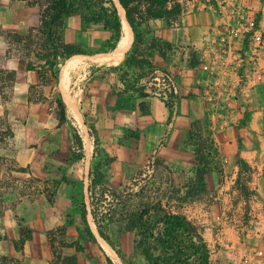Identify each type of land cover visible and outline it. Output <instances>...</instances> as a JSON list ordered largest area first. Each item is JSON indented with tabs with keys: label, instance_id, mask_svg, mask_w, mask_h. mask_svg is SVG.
<instances>
[{
	"label": "rangeland",
	"instance_id": "rangeland-1",
	"mask_svg": "<svg viewBox=\"0 0 264 264\" xmlns=\"http://www.w3.org/2000/svg\"><path fill=\"white\" fill-rule=\"evenodd\" d=\"M173 1L182 5V18L171 23L152 21L139 28L142 36L139 51L148 53L160 44L166 53L162 59L151 50L152 57L148 60L152 68L109 72L123 62L134 39L117 63L99 64L93 59L113 53L122 36L115 41L102 25L82 32L78 17L69 18L65 27L76 30V39L87 53L83 56L88 58L76 64L63 89L60 80L64 62H54L46 40L45 22L49 19H44L41 10L31 6L29 0H9L18 21L6 36L10 45L8 52L23 61V68L31 71L29 78L33 76V79L27 93L19 96L15 94V75L10 78L0 72L3 90L0 96V264H61L63 257L72 255L76 256L77 264H124L98 237L90 217L89 225L97 242L80 238L79 206L89 204L87 176L94 160L91 124L97 130L99 148L116 159L107 171L111 188L122 191L136 185L155 202H161L164 211L184 215L194 222L210 249V264H264V179L257 178L253 170L242 167L238 161L239 174H232L234 162L225 158L228 152H223L222 146L215 143L214 131L209 128V122L217 121L216 114L222 107L201 108L204 105L201 100L192 107L184 105L185 99L204 97L207 85L201 80L206 81L210 76L215 82L214 89L223 88L224 112L233 120L234 104L249 96L240 90L257 85L256 80L247 78L248 51L255 43L259 48L264 39V0ZM36 15L37 23L29 25ZM161 31H167L165 35L178 41L169 43L168 49L164 44L167 41L159 38ZM210 44L221 51L215 49L217 55L200 60L204 57L200 52ZM112 45H115L114 51ZM231 49L238 53L236 59L227 53ZM162 61L170 69L162 68ZM124 72L128 74L124 77L125 85L138 82L137 86H145L150 96L162 91V82L156 78L161 80L164 73L169 74L178 99L173 117H167L159 109L144 117L137 109L136 93L118 95L119 88H124L118 76ZM185 81L194 90L180 91L179 87L189 86ZM215 92L218 96L221 91ZM59 95L67 120L62 125L58 118ZM218 100L223 102L221 98ZM92 109H96L97 115L90 113ZM85 110L89 111L86 120ZM192 112L199 117L192 116ZM74 128L83 143L80 160L73 154ZM23 148L31 157L25 167H19L17 151ZM197 153L206 156L210 166L222 174H212L214 179L207 182L205 193L182 202L181 198L195 180ZM157 164L166 169L161 167L159 174H155ZM20 228L30 231V239L21 250H16L12 248L11 236L15 231L18 234ZM108 234L121 256L131 260L136 234H122L117 228H110ZM129 264L142 263L135 259Z\"/></svg>",
	"mask_w": 264,
	"mask_h": 264
},
{
	"label": "trees",
	"instance_id": "trees-1",
	"mask_svg": "<svg viewBox=\"0 0 264 264\" xmlns=\"http://www.w3.org/2000/svg\"><path fill=\"white\" fill-rule=\"evenodd\" d=\"M117 1L124 10L125 20L131 29L134 42L123 62L108 71L140 69L144 66L152 68L148 60L152 57L151 50L159 53L162 59H165L166 53L160 44H156L148 53L139 51L137 47L142 42L139 28L155 19L166 20L168 23L176 21L183 12L182 5L173 0ZM28 3L37 6L41 10V16L49 19L45 22L47 25L45 35L54 62L61 61L65 64L72 58H87L83 56L87 54L86 51L76 39V30L65 27L69 18L78 17L79 30L82 32L90 30L93 26L102 25L115 41L122 36V24L114 0H29ZM164 44L168 49L171 48L168 42ZM114 48L115 45H112L111 50ZM56 65L54 63V66ZM55 73L57 75L58 70ZM7 74L11 78L12 74ZM127 75V72H124L118 76L124 87L119 88L118 95H129L132 92L139 98L150 96L145 86H137L138 82L125 85L124 77ZM57 102L59 125H62L67 120L65 105L60 95ZM165 105L172 113V104ZM138 108L144 115L148 114L145 102H140ZM88 113V110L83 112L85 120ZM90 113L97 115L96 109H92ZM89 134L94 139V160L87 176L89 204L79 206V224L82 227L80 238L91 243L97 242L89 225L90 217L92 221L90 224H94L98 237L115 251L124 264L132 263L135 259L142 264H210V249L200 228L194 222L184 215L164 211L161 202H155L154 198L136 185L125 187L122 191L114 190L108 185L107 171L116 159L99 148L97 130L92 124ZM72 147L76 160H80L83 157V143L76 128L73 129ZM195 162V180L181 198L182 202L194 199L207 191L205 176L210 171V164L206 156L200 153L195 155ZM239 164L246 167L240 162ZM161 167L166 169L165 166L157 164L154 173L159 174ZM110 228H117L122 234H136L131 260H125L115 248L108 234ZM29 239L30 231L20 228L19 238L13 242L14 248L21 250ZM78 250H82V247L79 246ZM107 262L109 263L108 258ZM61 264H77V258L75 255L65 256L61 259Z\"/></svg>",
	"mask_w": 264,
	"mask_h": 264
},
{
	"label": "crops",
	"instance_id": "crops-1",
	"mask_svg": "<svg viewBox=\"0 0 264 264\" xmlns=\"http://www.w3.org/2000/svg\"><path fill=\"white\" fill-rule=\"evenodd\" d=\"M182 15H184V13L181 14L180 16L181 18L183 17ZM16 20H17V14L15 10L10 7L9 0H0V72L11 73L12 75H15V77L17 78V83L15 85V94L22 96L27 93L29 83H32L31 78L33 79V76L29 78L31 71H28V69L25 66L23 68V61L18 57L9 55L8 52L10 45L7 43L8 41L6 36L10 32L8 31L10 27L15 25ZM37 21H38V15H36V18L35 17L33 18L31 23L29 22V25H34L37 23ZM152 21H163L164 23H168L166 20H157V19L150 20L148 23ZM165 32L167 31L159 32L158 33L159 38L171 44H174L175 41H178V39H175L172 36L165 35L164 34ZM211 45L212 44L205 46V50L204 48L202 49L200 54L204 53L203 54L204 57L202 58L200 57V60L202 59L208 60V58L217 55L215 49L216 50L218 49V52L221 51V49L217 47L214 48L213 45L212 46ZM256 46L257 44L255 43L252 47H250L248 51L249 68L247 70V74H248L247 78L249 80H256L257 85L256 84L255 86L254 84H252V86L247 85L240 90L242 93L248 92L249 96L248 95L246 96L247 97L246 100L240 99L238 102L234 104L233 111L235 112V115L233 120L230 121V117L228 116L227 113L224 112L226 110V105L224 103V97L226 94L222 92L223 88L214 89L215 87L213 85L215 84V82L213 83V81H211L210 76L206 78L207 79L206 81L201 80L202 83H205V85H207V87L203 91L204 97H200V99L198 98L190 99V101H187L185 99L184 105L186 108L188 104L189 106L192 107L196 101L201 100L202 103L204 104L200 106L201 108H203V106L205 107L210 105L216 106L217 109L219 107H222V110H220V112L219 113L217 112L216 114L217 121L209 122L210 123L209 128L214 131L213 133L215 134L216 137L215 143L217 145L222 146L223 152L225 151L228 152L226 153L227 156H225V158L234 162V171L232 172V174L234 176L235 175L238 176L239 165L236 163V161H239L249 169L253 170L252 174L255 175L257 178H260L261 176V179H264V174H263L264 171V39L258 45L259 48H256ZM227 53L229 55L234 56L235 59H236V55L238 54L233 52L232 49L228 50ZM223 57L225 58V56ZM161 67L164 69H170V66H168V64H166L164 61H162ZM216 79L218 80L221 79L222 81V77H218ZM186 81L184 82V84L186 83L189 84V82ZM60 83H62L61 80ZM186 89L194 90V88L190 84L186 88L179 87L180 91ZM215 91L220 92L218 96ZM2 92L3 90L0 87V96ZM219 98H221L223 102H220L218 100ZM208 100H213V102L211 103ZM140 102H145L148 109L147 115H144L142 113V116L144 117L149 116L150 114H154V110L156 109L157 111L158 109L163 111L169 118L173 117V115L175 114L173 111L172 113H170L169 109L165 105V102H163L162 99L157 96L151 95L146 98H139L138 104ZM138 104H137V109L139 110ZM177 104H178V100L176 105ZM198 115H199L198 113H194L192 116L199 117ZM77 116L81 119L79 114H77ZM211 118L213 117L211 116ZM24 146L25 145H23V147ZM30 155H31L30 152H28L26 149L24 148L18 149L16 156V162L18 166L25 167L26 164L29 163V158L31 157ZM194 161H195V157H194ZM225 173H227V170L225 171ZM212 174L221 175L222 172L215 171V169H213V167L210 166V171L205 176L206 185L209 180L214 179L211 178ZM22 205H24V201ZM11 238L15 241L16 239L19 238V233L17 234V232L15 231V233H13V236H11ZM12 248L15 249L14 245H12Z\"/></svg>",
	"mask_w": 264,
	"mask_h": 264
},
{
	"label": "bare ground",
	"instance_id": "bare-ground-1",
	"mask_svg": "<svg viewBox=\"0 0 264 264\" xmlns=\"http://www.w3.org/2000/svg\"><path fill=\"white\" fill-rule=\"evenodd\" d=\"M114 3L118 9V15H119V18H120V21L122 24V38L119 42L118 47L116 48V50L113 53L108 54V55L101 57V58L96 56V58L93 59V60H96L99 64H115V63H117L123 57V55L125 54L127 49L130 47V45L132 43V39H133L131 29L127 25L126 20H125L124 10L119 6L117 0H114ZM82 60H84V58H82V57L72 58L68 62H66V64L64 65L62 73H61V82L62 83H60L61 87L63 89H66V86H67V83L69 80V75H70L72 69L75 68L76 64L80 63ZM79 122H81L80 118H79ZM106 248L109 251H111L107 246H106Z\"/></svg>",
	"mask_w": 264,
	"mask_h": 264
},
{
	"label": "built area",
	"instance_id": "built-area-1",
	"mask_svg": "<svg viewBox=\"0 0 264 264\" xmlns=\"http://www.w3.org/2000/svg\"><path fill=\"white\" fill-rule=\"evenodd\" d=\"M156 80H158V82L159 81L162 82L163 88L161 92L154 94L159 98H161L163 102L172 104V108H174L176 106L178 99H177V89L173 82V78L170 77L169 74L164 73L161 80L158 78H156Z\"/></svg>",
	"mask_w": 264,
	"mask_h": 264
},
{
	"label": "water",
	"instance_id": "water-1",
	"mask_svg": "<svg viewBox=\"0 0 264 264\" xmlns=\"http://www.w3.org/2000/svg\"><path fill=\"white\" fill-rule=\"evenodd\" d=\"M119 4V3H118ZM120 6V5H119ZM121 7V6H120Z\"/></svg>",
	"mask_w": 264,
	"mask_h": 264
}]
</instances>
